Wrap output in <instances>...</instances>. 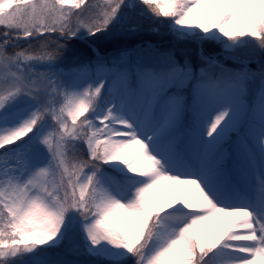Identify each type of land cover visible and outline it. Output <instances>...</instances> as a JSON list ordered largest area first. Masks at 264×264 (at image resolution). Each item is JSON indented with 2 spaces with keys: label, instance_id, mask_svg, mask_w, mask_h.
I'll return each mask as SVG.
<instances>
[{
  "label": "snow or ice",
  "instance_id": "6c2138e0",
  "mask_svg": "<svg viewBox=\"0 0 264 264\" xmlns=\"http://www.w3.org/2000/svg\"><path fill=\"white\" fill-rule=\"evenodd\" d=\"M0 27V264H264V0H0Z\"/></svg>",
  "mask_w": 264,
  "mask_h": 264
},
{
  "label": "trees",
  "instance_id": "16d2710c",
  "mask_svg": "<svg viewBox=\"0 0 264 264\" xmlns=\"http://www.w3.org/2000/svg\"><path fill=\"white\" fill-rule=\"evenodd\" d=\"M0 31H3V28L2 27H0ZM82 259V258H81ZM83 259H89V258H83Z\"/></svg>",
  "mask_w": 264,
  "mask_h": 264
},
{
  "label": "rangeland",
  "instance_id": "374dc122",
  "mask_svg": "<svg viewBox=\"0 0 264 264\" xmlns=\"http://www.w3.org/2000/svg\"><path fill=\"white\" fill-rule=\"evenodd\" d=\"M82 258V260H84L83 258H85V257H80V259Z\"/></svg>",
  "mask_w": 264,
  "mask_h": 264
}]
</instances>
